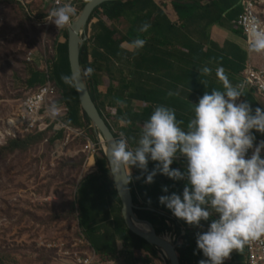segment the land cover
I'll use <instances>...</instances> for the list:
<instances>
[{"label":"crops","instance_id":"1","mask_svg":"<svg viewBox=\"0 0 264 264\" xmlns=\"http://www.w3.org/2000/svg\"><path fill=\"white\" fill-rule=\"evenodd\" d=\"M195 1L199 6H195ZM176 3L180 8L175 7ZM242 3L243 0H146L128 6L122 16L129 19L126 32L112 30L107 25L112 20L101 14L102 21L96 17L91 22L87 34H96L94 31L100 29L102 32L98 36L104 35V29H108L114 33L116 41L107 46L96 43L97 55H90V74L99 107L119 139L124 138L128 146L134 148V138L139 136L144 121L158 105L173 108L177 120L183 122L180 127L186 129L194 115L192 103H197L206 91L210 94L212 88L223 90L216 75L217 68H221L229 84L237 88L247 66L264 71V53L250 51L243 34L232 24L242 14ZM145 22L150 27L147 31H139ZM126 37L129 41L124 40ZM137 39L145 41L143 47L135 46ZM203 66L211 70L206 76L199 73L198 68ZM169 91L175 94L168 96ZM240 102L249 103L253 114L257 107L264 110V97L254 89L245 90L237 98L236 103ZM251 131L255 136V148L264 141V133ZM261 153L264 154V150ZM94 162L93 174L80 185L79 207L81 218L87 223L85 231L94 232L91 237L95 245L93 240H88L95 254L116 256L114 264H159L156 257L145 252L126 254L132 249L115 231L122 201L115 189L101 181L96 157ZM156 163L150 160L148 170L151 171ZM170 167L186 171L185 156L177 154ZM146 175L139 168L131 167L129 177L135 204L166 219L169 223L167 233L175 235L184 251L185 264H199L201 259H207L197 248L196 236L207 231L210 222L219 214L213 213L199 226L187 224L158 201L161 195L182 194L186 179L173 180L157 173L153 182L146 183ZM108 177L113 179L112 173ZM164 186L168 188L167 193L162 191ZM245 245L240 251L233 249L223 264H245Z\"/></svg>","mask_w":264,"mask_h":264},{"label":"rangeland","instance_id":"2","mask_svg":"<svg viewBox=\"0 0 264 264\" xmlns=\"http://www.w3.org/2000/svg\"><path fill=\"white\" fill-rule=\"evenodd\" d=\"M65 3L75 10L73 21L87 1ZM54 7L53 0H0V264H74L80 258L90 264H114L111 257L95 254L88 240L93 239L91 232L81 224L79 188L95 168L85 145L88 138L96 143V156L104 148L92 124L82 127L88 138L67 140L62 133L52 137L47 132L8 134L7 122L21 99L39 86H29L31 73L48 76L55 84L56 46L65 41L69 25L58 29L48 20ZM107 25L126 32L129 19L121 17ZM94 32H86V40L90 39V55L95 57L94 37L102 30ZM55 86L58 106L68 107ZM33 136L27 144L11 146L14 139L23 142ZM156 258L159 264H169L160 251Z\"/></svg>","mask_w":264,"mask_h":264},{"label":"clouds","instance_id":"3","mask_svg":"<svg viewBox=\"0 0 264 264\" xmlns=\"http://www.w3.org/2000/svg\"><path fill=\"white\" fill-rule=\"evenodd\" d=\"M75 10L70 3L57 5L48 12V20L58 29L70 25ZM143 23L139 31H147ZM249 50L264 53V29L255 25L248 30ZM137 48L145 41H134ZM200 76L208 75L210 68H198ZM216 75L223 90L212 88L193 104V117L182 129L175 110L166 105L156 106L144 121L139 136L130 148L124 138L108 146L107 157L112 168H123L130 174L132 166L139 168L146 183L157 173L173 180L186 179L182 194L175 192L158 198L178 219L199 226L213 213L219 214L210 222L207 231L197 233L196 245L203 256L199 264H223L233 249L241 248L250 240L264 235V141H260L250 157L255 136L253 129L264 133V110H253L249 103H236L243 93L229 84L223 70ZM70 87L76 86L77 77L62 76ZM175 93L169 91L168 96ZM177 154L185 156L186 171L173 169ZM157 162L149 171V161ZM162 191L168 192L167 186Z\"/></svg>","mask_w":264,"mask_h":264},{"label":"built area","instance_id":"4","mask_svg":"<svg viewBox=\"0 0 264 264\" xmlns=\"http://www.w3.org/2000/svg\"><path fill=\"white\" fill-rule=\"evenodd\" d=\"M54 6L62 5L63 0H53ZM242 14L233 21V27L241 31L245 43L249 47L248 32L253 25L259 29H264V0H243ZM238 89L243 93L247 89H254L257 94L264 97V71L247 66L241 73V80ZM57 89L47 76L42 85L31 90L21 99L17 111L12 119V125H8V134L16 137L18 134L47 132L52 137H57L60 133L64 134L67 140L70 138L86 137L87 132L82 127H76L69 123V108L65 105L58 106ZM70 136V138H68ZM119 139V138H118ZM86 151L93 154L97 153V145L90 138L85 145ZM254 150L249 149L246 158L250 157ZM264 158V154L261 153ZM166 224L169 225L168 222ZM169 239L176 243L175 235L169 234ZM246 263L245 264H264V235L254 240H250L245 245ZM74 264H90V260L84 261L81 258Z\"/></svg>","mask_w":264,"mask_h":264},{"label":"trees","instance_id":"5","mask_svg":"<svg viewBox=\"0 0 264 264\" xmlns=\"http://www.w3.org/2000/svg\"><path fill=\"white\" fill-rule=\"evenodd\" d=\"M86 1L88 2L89 0H86ZM141 1H146V0L112 2V3L104 4L103 6L99 7L95 11L91 21H89V23L87 25L86 31L89 32L91 22L97 17V14H101V15L107 17V19L114 21V20H117L123 16V14L127 10L128 6H130V4H132L133 2H141ZM147 1H151V0H147ZM176 1L178 2L180 0H176ZM194 4H195V6H199L198 1H195ZM175 7L180 8V5L178 3H176ZM124 40L129 41V39L127 37ZM89 41H90V39L87 42H85L84 46L81 49L80 64H81V66L84 67V69L87 73V78H88L89 87H90L92 97H93L95 103L97 104V106L99 107L97 91H96L95 86L92 83L91 74H90V47L88 44ZM94 42L95 43H105L106 46L109 43H116V41L114 40V33L110 32L108 29H104V35H99V36L96 35L94 37ZM56 53H57V63L54 65L53 70H52V79L54 80L55 84L59 87L61 94H62L63 101L69 107V118H68V120L70 123H72L78 127H84L85 125L88 126L91 124V121L81 107L79 96H78V93H76L75 87H70L68 84L64 83V81L61 79L62 76H71L69 62H68L67 33H66L65 41L56 46ZM31 76H32L31 80L29 81L30 87L42 85L45 82V80L43 78H41V75L38 72H32ZM59 136H57V137H59ZM34 138H35L34 136L30 137V138H28V140L23 141V142H19V141L14 139L11 141V146L13 148L19 147V146H21V144H27L30 140H32ZM96 164L98 166L99 171L102 174L101 181L105 182L107 185L109 184L113 189H115L116 193L118 194L113 179H109V177H108L109 175H111L110 164L107 160V157H106L103 149L101 151V154L96 156ZM121 210H122V207H121L120 211ZM136 212L138 213V215L142 219H146V221H150L152 224H154L156 227V232L159 235H163L169 231V228H168L166 221H165L166 219H164V217L156 215V213L153 211L144 210L141 208L137 209ZM120 213H121V215H120L119 220L116 223L115 231H117L119 233L122 241H124L125 244L132 249V251H129L126 254L132 255V254H134L135 251H138V252L148 253L153 257H157V255H158L157 249L155 247H153L152 245H150L149 243H147L142 238L133 234L125 223L124 217L122 215V211ZM81 224L83 225V227H84V225L87 224L83 220V218H81ZM90 232H91L90 234L92 236L94 232H92V230ZM92 242L95 245V241L93 240ZM177 242L178 241H176V243H175L176 251L179 254L181 264H185L186 258L184 255V251L178 245ZM114 254L116 255L117 252L114 251ZM115 259H116V256H114V257L112 256V260H115ZM143 262H145V261L143 260ZM136 264H138V262Z\"/></svg>","mask_w":264,"mask_h":264},{"label":"water","instance_id":"6","mask_svg":"<svg viewBox=\"0 0 264 264\" xmlns=\"http://www.w3.org/2000/svg\"><path fill=\"white\" fill-rule=\"evenodd\" d=\"M133 0H89L79 15L71 22L67 27V46H68V62L70 67L71 76L77 77L75 90L78 93L79 100L83 111L89 117L93 128L100 135L102 144L104 140L103 148L107 157L108 146L119 140L116 136L113 128L108 122L107 118L101 112L100 108L95 103L87 78V73L83 66L80 64V52L85 44L86 28L91 21L95 11L107 3L112 2H126ZM109 162V159L107 157ZM110 164V163H109ZM110 170L113 175L115 187L122 201V215L125 223L130 231L136 236L142 238L147 243L155 247L158 251L165 253V257L169 264H181L179 254L176 251V245L172 241L166 240V237L159 235L156 232V227L150 221L142 219L136 212L139 207L135 204L134 196L132 192V186L129 174H126L123 168H112ZM142 224H148L152 227L153 232L147 233L140 230L137 226Z\"/></svg>","mask_w":264,"mask_h":264},{"label":"bare ground","instance_id":"7","mask_svg":"<svg viewBox=\"0 0 264 264\" xmlns=\"http://www.w3.org/2000/svg\"><path fill=\"white\" fill-rule=\"evenodd\" d=\"M7 125H12V119H10L8 122H7ZM103 147H105L104 146V140H103ZM105 149H107L106 147H105ZM91 159H93L94 160V158L91 156L90 157ZM150 226V225H149ZM148 226V224H142V225H139L138 224V228L140 229V230H142V231H144V232H147V233H151V232H153V229L152 228H150ZM166 240H169V238L168 237H166L165 238ZM160 253L165 257V253H163L162 251H160Z\"/></svg>","mask_w":264,"mask_h":264}]
</instances>
